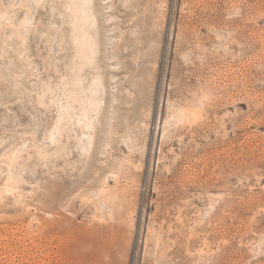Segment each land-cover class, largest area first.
<instances>
[{
	"label": "rangeland",
	"instance_id": "1",
	"mask_svg": "<svg viewBox=\"0 0 264 264\" xmlns=\"http://www.w3.org/2000/svg\"><path fill=\"white\" fill-rule=\"evenodd\" d=\"M0 264H264V0H0Z\"/></svg>",
	"mask_w": 264,
	"mask_h": 264
}]
</instances>
